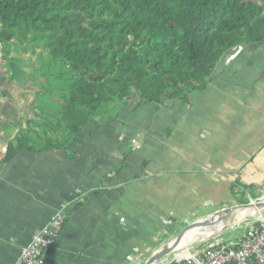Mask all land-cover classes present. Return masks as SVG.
I'll return each mask as SVG.
<instances>
[{"label":"crops","instance_id":"crops-1","mask_svg":"<svg viewBox=\"0 0 264 264\" xmlns=\"http://www.w3.org/2000/svg\"><path fill=\"white\" fill-rule=\"evenodd\" d=\"M43 89L19 88L0 67V264H15L58 212L66 222L41 264H144L196 219L264 200V44L235 47L187 101L132 96L91 118L70 145L37 143L6 161L18 132L44 120L36 109ZM260 214L237 211L248 218L217 236L237 240ZM168 258L157 264L185 263Z\"/></svg>","mask_w":264,"mask_h":264},{"label":"trees","instance_id":"trees-1","mask_svg":"<svg viewBox=\"0 0 264 264\" xmlns=\"http://www.w3.org/2000/svg\"><path fill=\"white\" fill-rule=\"evenodd\" d=\"M0 44L11 80L48 84L37 93L44 120L8 143L9 161L37 143L68 146L132 96L189 100L235 47L264 44V0H0Z\"/></svg>","mask_w":264,"mask_h":264},{"label":"built area","instance_id":"built-area-1","mask_svg":"<svg viewBox=\"0 0 264 264\" xmlns=\"http://www.w3.org/2000/svg\"><path fill=\"white\" fill-rule=\"evenodd\" d=\"M65 222L64 212L52 216L49 224L36 232L31 241L22 248L15 264H41ZM208 243L202 255L191 253L179 261L184 260V264H264V214H260L259 222L249 225L237 240L226 242L216 235Z\"/></svg>","mask_w":264,"mask_h":264},{"label":"water","instance_id":"water-1","mask_svg":"<svg viewBox=\"0 0 264 264\" xmlns=\"http://www.w3.org/2000/svg\"><path fill=\"white\" fill-rule=\"evenodd\" d=\"M1 47V44H0ZM257 206L259 209L264 208V200L258 201V202H251L247 204H242V205H237V206H231L227 207L225 209L219 210L213 214L206 215L203 217H200L184 227L181 231H179L172 239L167 241L168 246L164 247L162 246L160 249H158L149 259L144 263V264H157L159 263L165 256L173 253L176 250H179V245L182 242V239L184 235L190 230L191 227L194 225H197L199 223H206V222H215V221H222L224 222V225L222 229H225V227H230L232 225L237 224L238 222L244 221L245 219L248 218V216L237 217L236 215L234 216V213L241 209H246V208H253ZM215 215V216H213ZM227 216H229V219H227ZM213 235H210L209 237L203 238L204 239H210ZM202 240V239H201ZM190 252L193 254L194 249H191ZM180 259V258H179Z\"/></svg>","mask_w":264,"mask_h":264},{"label":"rangeland","instance_id":"rangeland-1","mask_svg":"<svg viewBox=\"0 0 264 264\" xmlns=\"http://www.w3.org/2000/svg\"><path fill=\"white\" fill-rule=\"evenodd\" d=\"M1 54V53H0ZM17 55V53L16 52H14L13 53V55ZM20 55H22L24 58H26V59H30V57H32L33 58V60L36 58V55L35 54H31V53H29V52H22ZM0 57H1V55H0ZM30 63V65L29 66H25V68H26V70L27 71H31V69H33V67L34 68H37V63L38 62H36V63H31V62H29ZM38 78H40V76H38ZM15 83V85H17L19 88L21 87V88H23V89H28L29 91L30 90H32L33 92H34V90H36V89H43V88H47V83L44 81V80H38L37 78H36V76L34 75V78H31V79H25V78H21L20 80H18V81H16V82H14ZM35 86V87H34ZM32 87H34V88H32ZM43 87V88H42ZM34 89V90H33ZM32 92V93H33ZM31 98V97H30ZM74 141V140H73ZM73 141H71L70 142V144L71 143H73ZM70 144H68V145H70ZM208 209H210V208H208ZM203 212V211H202ZM198 213H200V211L198 212ZM212 213H215V212H212ZM196 214L197 213H195V215H192L191 217L192 218H194V216H196ZM188 217H190V216H188ZM216 235H218V233H216L215 235H213V236H216ZM212 236V237H213ZM169 236H164V238L165 239H167ZM211 237V238H212ZM205 240H208V239H200V240H198V241H196L195 243H193V245L191 246V245H188V246H185V249H191V248H193L194 250H195V246H197V244H201V243H204L205 242ZM208 242V241H207ZM164 244H166V243H164ZM191 246V247H190ZM182 250H176V251H174L173 253H171V254H169V255H167V257L165 256L163 259H165V258H168V260L167 261H165L166 263L167 262H170V261H172V260H177V259H179V257H178V255H179V253L181 252ZM195 252V251H194ZM193 252V253H194ZM188 253H190L189 251H188ZM185 258V257H184ZM183 259V258H182ZM164 262V261H163ZM161 264V263H160ZM164 264V263H163Z\"/></svg>","mask_w":264,"mask_h":264},{"label":"bare ground","instance_id":"bare-ground-1","mask_svg":"<svg viewBox=\"0 0 264 264\" xmlns=\"http://www.w3.org/2000/svg\"><path fill=\"white\" fill-rule=\"evenodd\" d=\"M215 216V215H213ZM224 225V222L222 221H219V224L218 226L210 233L208 234H205L206 230H202V231H199V227H200V223L197 224V225H194L193 227L190 228V230H188V232L184 235L183 239H182V242L180 243L179 246H181V244L184 242V241H188V242H185V246H188L190 245L189 243L193 244L195 243L196 241L200 240V239H203V238H206V237H209L210 235H213L215 234L217 231L221 230L222 227ZM194 231V232H193ZM193 232V233H192ZM169 243H167L164 247H167ZM191 253H188V250H183L182 253H180L178 255L179 258H184V257H187V256H190Z\"/></svg>","mask_w":264,"mask_h":264}]
</instances>
